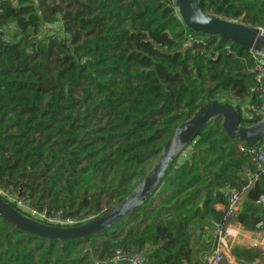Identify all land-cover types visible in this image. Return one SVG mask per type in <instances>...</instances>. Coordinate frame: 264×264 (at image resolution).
<instances>
[{"label": "trees", "instance_id": "16d2710c", "mask_svg": "<svg viewBox=\"0 0 264 264\" xmlns=\"http://www.w3.org/2000/svg\"><path fill=\"white\" fill-rule=\"evenodd\" d=\"M198 2L206 13L264 28V0ZM11 23L8 42L0 31V187H22L40 210L89 221L130 194L199 108L220 95L254 98L249 51L191 31L174 0H1L0 29ZM238 144L212 118L141 206L89 238L47 240L0 217V264H93L118 245L147 244L152 262H191L200 221L223 216L220 188H241L252 166ZM261 195L264 175L235 217L249 231L264 232ZM263 253L231 249L248 264Z\"/></svg>", "mask_w": 264, "mask_h": 264}, {"label": "water", "instance_id": "95a60500", "mask_svg": "<svg viewBox=\"0 0 264 264\" xmlns=\"http://www.w3.org/2000/svg\"><path fill=\"white\" fill-rule=\"evenodd\" d=\"M178 14L187 28L195 33L219 37L247 50L264 52V30L241 22L230 21L204 12L198 0H174ZM196 42L193 43V47ZM220 118L226 135L246 146H254L264 140V118L251 126L240 124V110L230 103L217 100L208 102L172 132L152 168L130 194L118 204L100 215L73 226L48 225L23 215L0 197V217L11 226L39 238L52 241H72L89 238L141 206L155 191L173 159L186 144L212 119ZM22 188L17 194L21 196ZM106 264V263H104Z\"/></svg>", "mask_w": 264, "mask_h": 264}, {"label": "built area", "instance_id": "2783aa9c", "mask_svg": "<svg viewBox=\"0 0 264 264\" xmlns=\"http://www.w3.org/2000/svg\"><path fill=\"white\" fill-rule=\"evenodd\" d=\"M9 1L12 4H16V0ZM224 19L234 21L227 18ZM12 28H14V24L9 29H0L1 38L4 41L8 42L10 40V37L12 36ZM261 29L264 30V28ZM189 40L191 43L192 40L190 37ZM194 42L197 43V41ZM224 48L226 51H230L229 44H226ZM248 51L253 59L252 72L254 98L249 96L246 97L245 100H236L240 105V108L238 109L240 110L241 119L245 120L244 124L240 123L243 126L254 125L264 118V52L252 49H249ZM238 150L248 154L252 164L251 167L244 169V185L239 189L233 188L229 185H224L220 188L225 203L216 205L217 211L222 212L223 216L213 224V248L211 252L205 254L201 260L197 262L191 261L185 264H222L224 255L229 254L230 245L232 246V238L236 235V231L231 225L241 209V202L245 197L247 190L253 186L262 175H264L263 144H257L250 147L239 143ZM0 197L10 203L26 217L48 225L73 226L86 222L85 219H80L78 217L63 216L60 213L56 214L48 212L45 209H37L27 201L28 197H18L16 193L0 190ZM257 202L264 208V195H261ZM258 260L264 263V253L262 258ZM105 262L108 264H157L150 261L143 250H138L133 247L128 248L123 245L116 246L105 258ZM252 263H256V261H253Z\"/></svg>", "mask_w": 264, "mask_h": 264}, {"label": "crops", "instance_id": "0c3cea01", "mask_svg": "<svg viewBox=\"0 0 264 264\" xmlns=\"http://www.w3.org/2000/svg\"><path fill=\"white\" fill-rule=\"evenodd\" d=\"M57 24H59V27H61L60 22H58ZM262 144L264 146V141L262 142ZM243 200H244V198H243ZM243 200H242V202H243ZM242 202H241V204H242ZM209 220L212 223L211 219H209ZM201 222H203V220L200 221V223ZM231 226L236 231V235L232 238V246L234 243H237L235 246L258 248V249H260V251L264 252L263 251V249H264V232H262V231H249V230L245 229L244 227H242L240 224H238L236 221H234ZM194 229H195V227L192 225L191 231L193 232ZM211 235H212V229H206L205 226H202V224H200L199 227H196V231H195L196 239H195V241H193V238H192V250H193L192 261L197 262V261L201 260L205 254L211 252L213 246H211L212 248L210 251L205 252V251L201 250L202 243L206 242L207 236H211ZM153 248L154 247L149 245V244L145 245L144 249H143L145 255L149 256V253L153 250ZM230 253L231 252L229 250V254ZM230 259L231 260H230L229 264H248L244 261H242V262L237 261L232 254L230 255ZM255 261H256V263L251 262L250 264H264L261 261H259L258 259H255ZM93 262H95V259L93 260Z\"/></svg>", "mask_w": 264, "mask_h": 264}, {"label": "rangeland", "instance_id": "374dc122", "mask_svg": "<svg viewBox=\"0 0 264 264\" xmlns=\"http://www.w3.org/2000/svg\"><path fill=\"white\" fill-rule=\"evenodd\" d=\"M219 17H221V18H227V17H224L223 15H218ZM227 19H230V18H227ZM231 20H234V21H238V22H240L239 20H237V19H231ZM58 22L56 21V22H54V23H52L53 24V31H55V32H57V30L60 28L59 27V24H57ZM12 25H13V23H11V24H6V27L5 28H7V29H9V28H11L12 27ZM16 28V26H14V28H12V31H14L15 32V29ZM48 30V27H47V25H45L42 29H41V31H39V33L38 34H36V37L35 38H41V37H43V35H44V33L46 32ZM219 97V100L217 99V101H220V102H222V103H230V104H232V105H236L237 104V99L236 98H234V97H229V96H227V95H220V96H218ZM189 149H190V147H188L185 151H181L180 152V156H179V161H181L183 158H185L188 154H189ZM20 188H22V187H20ZM23 189V188H22ZM0 190H3V191H5V192H10V193H16V194H18V192H19V190L17 191V192H12V191H10L9 189H3V188H1L0 187ZM25 197H28L27 196V194H25L24 195ZM23 196V197H24ZM20 197H22V195L20 196ZM27 201H29L30 202V204L32 205V206H34L35 204L33 203V201H32V199H30V198H28V200ZM35 208H36V206H34ZM43 210V209H42ZM45 210H46V208H45ZM53 213H56V214H64V212H62L61 210L60 211H57V212H55V211H52ZM209 219H211V221H212V223L210 222V220ZM216 220L214 219V218H212V217H207L206 219H204L203 220V222H201L200 224H202V226H205V228L206 229H212L213 228V224H214V222H215ZM213 244H214V237L211 235V236H207V241L206 242H203L202 243V245H201V250L202 251H205V252H207V251H210L211 250V246H213ZM237 243H234L233 244V246H231L230 245V248H229V250H230V252H231V249L236 245ZM230 255H231V253L230 254H225L224 255V260H223V263L222 264H229L230 263ZM104 263H106L105 262V260L104 261H102V262H94V264H104ZM106 264H108V263H106Z\"/></svg>", "mask_w": 264, "mask_h": 264}]
</instances>
